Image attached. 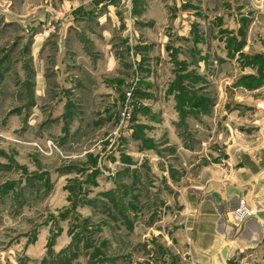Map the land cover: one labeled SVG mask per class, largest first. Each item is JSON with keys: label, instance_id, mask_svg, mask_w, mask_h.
Masks as SVG:
<instances>
[{"label": "rangeland", "instance_id": "rangeland-1", "mask_svg": "<svg viewBox=\"0 0 264 264\" xmlns=\"http://www.w3.org/2000/svg\"><path fill=\"white\" fill-rule=\"evenodd\" d=\"M263 103L264 0H0V264H192Z\"/></svg>", "mask_w": 264, "mask_h": 264}, {"label": "crops", "instance_id": "crops-1", "mask_svg": "<svg viewBox=\"0 0 264 264\" xmlns=\"http://www.w3.org/2000/svg\"><path fill=\"white\" fill-rule=\"evenodd\" d=\"M237 146L228 153L240 156L243 166L239 171L246 187L219 188L212 183L206 198L189 196L191 207L197 209L196 222L188 230L192 264H226L236 252L254 250L242 260L245 263L258 250V240L264 233V142L253 148ZM231 171L233 176V166ZM240 196H245L254 209V214L241 222L232 214Z\"/></svg>", "mask_w": 264, "mask_h": 264}, {"label": "built area", "instance_id": "built-area-1", "mask_svg": "<svg viewBox=\"0 0 264 264\" xmlns=\"http://www.w3.org/2000/svg\"><path fill=\"white\" fill-rule=\"evenodd\" d=\"M252 208L248 206L246 199L241 198L239 204L233 211L234 218L241 222L246 220L252 215Z\"/></svg>", "mask_w": 264, "mask_h": 264}]
</instances>
